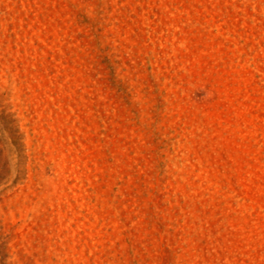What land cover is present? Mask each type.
<instances>
[{
  "label": "rangeland",
  "instance_id": "rangeland-1",
  "mask_svg": "<svg viewBox=\"0 0 264 264\" xmlns=\"http://www.w3.org/2000/svg\"><path fill=\"white\" fill-rule=\"evenodd\" d=\"M0 264H264V0H0Z\"/></svg>",
  "mask_w": 264,
  "mask_h": 264
}]
</instances>
